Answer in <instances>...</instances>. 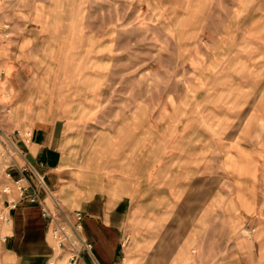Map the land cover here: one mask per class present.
<instances>
[{
    "label": "rangeland",
    "instance_id": "obj_1",
    "mask_svg": "<svg viewBox=\"0 0 264 264\" xmlns=\"http://www.w3.org/2000/svg\"><path fill=\"white\" fill-rule=\"evenodd\" d=\"M58 118L76 166L134 153L139 137L191 200L203 176H222L232 200L242 166L264 193V0H2L0 149L13 130Z\"/></svg>",
    "mask_w": 264,
    "mask_h": 264
},
{
    "label": "crops",
    "instance_id": "obj_2",
    "mask_svg": "<svg viewBox=\"0 0 264 264\" xmlns=\"http://www.w3.org/2000/svg\"><path fill=\"white\" fill-rule=\"evenodd\" d=\"M61 122L58 118L34 127L29 141L13 130L5 142L16 149L17 163L29 162L44 175L39 190L50 211L58 212L59 206L69 218L75 210L83 213L81 235L92 244L91 251L83 250L71 262L67 249L51 235L52 223L42 214V205L20 200L10 210V220L0 221V236H6L0 239L2 264H183L185 259L191 264H264V193L251 185L258 181V173L244 166L235 169L243 181L234 186L230 201L224 200L222 176L213 186H207L203 176L205 183L198 185L191 200L190 185L176 189L170 183L168 164L159 166V159L151 163L143 156L139 137L134 138L140 145L132 149L134 153L103 152L101 159H91L92 155L76 166L79 152L72 140H66ZM9 173L11 178L18 176L14 168ZM7 181L0 174L3 200L17 197L15 189L10 194L1 191ZM175 208L182 210L181 237L172 221ZM242 223L251 226L250 236L239 233ZM192 224L198 227L192 230ZM209 225L215 226L214 233ZM145 232L150 235L142 236ZM192 241L198 251L190 256L187 248Z\"/></svg>",
    "mask_w": 264,
    "mask_h": 264
},
{
    "label": "built area",
    "instance_id": "obj_3",
    "mask_svg": "<svg viewBox=\"0 0 264 264\" xmlns=\"http://www.w3.org/2000/svg\"><path fill=\"white\" fill-rule=\"evenodd\" d=\"M16 133H21L26 141H29L32 134L31 130L20 129H17ZM14 152H16L14 146L4 141L0 149V164L2 166L0 174H3L9 181L2 184L1 191L10 194L12 189H15L17 197L0 199V221L7 223L10 220V210L15 208L20 200L40 203L42 214L48 216L49 222L52 223L50 232L55 242L57 245L66 248L70 261L75 262L83 250L90 252L92 248V244L86 242L81 235L83 213L80 210H75L73 217L69 218L59 206H57L58 212L50 211L43 204L39 190L40 185L45 183L44 175L38 173L29 162L17 163L13 157ZM13 168L18 171V176L11 178L9 169ZM0 239L5 240L6 236H0Z\"/></svg>",
    "mask_w": 264,
    "mask_h": 264
},
{
    "label": "bare ground",
    "instance_id": "obj_4",
    "mask_svg": "<svg viewBox=\"0 0 264 264\" xmlns=\"http://www.w3.org/2000/svg\"><path fill=\"white\" fill-rule=\"evenodd\" d=\"M126 260H127V258H126ZM125 262V261H124Z\"/></svg>",
    "mask_w": 264,
    "mask_h": 264
}]
</instances>
